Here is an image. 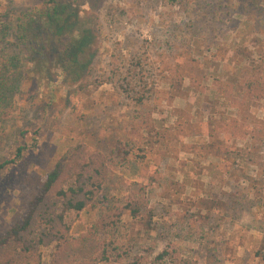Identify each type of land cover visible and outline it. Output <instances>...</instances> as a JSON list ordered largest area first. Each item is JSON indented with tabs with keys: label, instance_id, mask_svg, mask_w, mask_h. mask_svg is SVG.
<instances>
[{
	"label": "rangeland",
	"instance_id": "1",
	"mask_svg": "<svg viewBox=\"0 0 264 264\" xmlns=\"http://www.w3.org/2000/svg\"><path fill=\"white\" fill-rule=\"evenodd\" d=\"M45 1L0 0V17ZM60 1L91 30L92 62L61 85L52 69L54 105L47 83L37 98L20 84L0 111V164L27 146L0 171V264H264V0ZM15 40L0 43V62L21 66ZM131 153L144 156L137 172ZM81 173L102 192L78 213L58 191ZM107 196L113 209L144 198L151 224L125 213L105 229ZM111 239L121 257L103 260Z\"/></svg>",
	"mask_w": 264,
	"mask_h": 264
},
{
	"label": "trees",
	"instance_id": "2",
	"mask_svg": "<svg viewBox=\"0 0 264 264\" xmlns=\"http://www.w3.org/2000/svg\"><path fill=\"white\" fill-rule=\"evenodd\" d=\"M178 1V0H172ZM182 2L184 0H181ZM253 1V3H256ZM72 3L64 4L60 0H46L41 7L31 8L28 10H17L11 8L0 17V43H6L9 37L15 38V44L21 47L23 60L20 66V59L17 57L6 56L0 62V111L3 113L10 106V99L13 97L14 90L23 84L26 92L32 97H39L40 89L43 82L50 89V98L47 100L48 105L56 103V90L51 86L52 69H55L54 79L56 84L66 83L78 80L83 73L89 68L92 60L87 58L85 52L89 47L88 28H80L79 18L76 11L71 8ZM27 65V66H26ZM25 66V68H24ZM54 73V72H53ZM61 76V77H60ZM26 145L17 147L15 156L10 161H4L0 164V171L7 163H14L17 159L22 158ZM143 151V149H142ZM132 154V153H131ZM130 166L135 172L141 167V159L144 156L130 155ZM98 172V170H96ZM61 176L60 164L46 174L42 182V187L37 195L30 202V211L25 219L23 226H18L12 231L18 234L19 229H24L29 225L33 213L42 204L47 195L52 191L55 184ZM82 179V180H81ZM104 182V180H103ZM104 189V186H103ZM140 189H143L141 187ZM102 192L101 182H96L94 176H78L77 185L68 189H60L58 195L63 200V205L67 209H73L78 213L88 210L94 200ZM136 196V195H135ZM131 197L123 207L111 208L113 200L104 207V212L100 215V224L105 229H109V224H115L121 221V217L126 213L133 220V224H151L146 220L143 214L145 208L144 198ZM204 202L207 211L212 213L208 203ZM209 213V212H208ZM116 217L109 222L111 217ZM107 218V220H106ZM121 218V219H120ZM206 218V217H205ZM118 219V220H116ZM189 219V218H188ZM118 221V222H117ZM10 234V231L8 232ZM115 240V239H114ZM114 240L104 241L101 248V259L114 260L120 259L121 256H114L113 249L117 252V246H113ZM2 240H0L1 242ZM118 241L117 239L115 240ZM112 247V248H111ZM119 255V254H118ZM168 255L164 250L158 255V259H164ZM129 264H141L140 259L135 258Z\"/></svg>",
	"mask_w": 264,
	"mask_h": 264
}]
</instances>
